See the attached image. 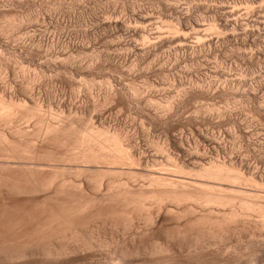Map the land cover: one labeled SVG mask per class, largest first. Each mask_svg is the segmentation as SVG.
Segmentation results:
<instances>
[{
    "label": "bare ground",
    "instance_id": "1",
    "mask_svg": "<svg viewBox=\"0 0 264 264\" xmlns=\"http://www.w3.org/2000/svg\"><path fill=\"white\" fill-rule=\"evenodd\" d=\"M173 8H175V7H173ZM177 8L178 7H176L175 9L177 10ZM255 8H254V10H255ZM249 9L253 10L251 7H249ZM261 9H263V8H261ZM261 9H260V11L258 10L259 13L261 12V14H259V16H261L263 14ZM172 10H174V9H172ZM246 11H248V10H246ZM236 12H238V11L236 10ZM228 13H229V10H228ZM234 13L235 12H233V14ZM249 13H252V12H249ZM255 13H258V12L256 11ZM184 14H186V13H184ZM230 14H231V12H230ZM180 15H181V13H180ZM186 15L188 16V14H186ZM231 15H229V16H231ZM243 15H244V13H243ZM181 16L184 17L183 14ZM227 16L228 15L226 12L225 17H227ZM238 16H240V15H238ZM246 16H248V15H245V17ZM253 16L254 15L250 16V17H252V20H253ZM140 17H141L140 23L142 22L145 25H147L146 22L148 21L149 15H147V17L145 15L144 16L142 15ZM151 17H149V20H152V19H150ZM189 17L190 16H188L187 18L190 19ZM256 17L257 16H255L254 18H256ZM184 18H183V20H184ZM232 18H234V17H232ZM179 19H181V18H179ZM222 19H223V21H225L224 17ZM222 19H220V20H222ZM256 19L258 20V18H256ZM256 19L254 21H257ZM231 20H229V21H231ZM261 20L263 21V23ZM189 21L190 20H188V22ZM237 21H239V19H237ZM241 21L243 22L245 20L243 19V20H240V22ZM246 21H247V17H246ZM259 21H261V22H259ZM110 22H112V20H110ZM115 22H117V21H115ZM151 22L152 21L148 22V24L149 23L151 24ZM232 22H234V19L232 20ZM235 23H236V20H235ZM243 23H245V22H243ZM115 24L117 25V23H115ZM144 24L141 25L143 33L146 29V26ZM225 24H228V23H225ZM229 24H231V23L229 22ZM233 24L234 23H232V26H233ZM241 24L242 23H240V25ZM257 24L258 25L264 24V20L262 19V17L260 20H258ZM111 25H113V24H111ZM187 25H189V24H187ZM198 25H199V23H198ZM200 25H201V23H200ZM240 25H239V27H240ZM194 26L191 25V27H194ZM241 26L244 27L245 25L242 24ZM247 26H250V23H249V25L247 24ZM255 26H256L255 28H257V29L259 28L258 30L260 31L261 26H259V27H257V25H255ZM121 27H122V24H121L120 28ZM147 27H149V26H147ZM222 27H224V26H222ZM135 28H136V25H135ZM139 28L140 27H138V29ZM227 28H229V27L226 26L225 29H227ZM253 28H254V22H253L252 29ZM261 28L263 30V27H261ZM183 29H184V27H183ZM183 29H181V30H183ZM200 29L202 30L204 28L202 27ZM200 29H197L198 32ZM236 29L239 30L238 28H236ZM245 29H246L245 30V32H246L247 29H250V28L246 27ZM135 30H137V28ZM178 30H177V32H178ZM181 30H179V31H181ZM193 30H194V28H193ZM218 30H220V29H218ZM241 30H242V28L240 29V31ZM146 31H147V29H146ZM191 31H190L189 35H191ZM139 32H137V33L135 32V34L138 35ZM177 32H175V33H177ZM198 32L195 35H198ZM235 32H237V31H235ZM241 32H243V31H241ZM251 32H252V30H251ZM36 33H33V32L30 33V31L29 32L26 31V32H21V33L19 32L17 34H13L11 36H5L6 34L2 35L3 34L2 33L0 36V47H1L0 50H2V48L6 49V51L8 50L7 55H9V56H7L6 55L7 52L5 53V50H3L4 52L3 51L2 52H3V54L5 53L4 55H6V56L3 55V57L0 56V58H2L3 61L5 60L7 63H10V61H13L14 59L19 60L20 58L22 59V61H25V59H27V60L31 59V60L27 61V62H30L33 60L32 58L34 57L33 53H34L35 49L40 51L41 54L43 55L45 53H42V51L47 52V51H50V50L56 48V45H58L57 43H59V45H61L60 43L64 42V40L66 38L64 36L65 34L63 35L65 38L64 37L62 38V36H59L56 38L54 33H53L54 34L53 37L49 36L51 33H49L48 35L43 34V33L42 34L41 33L36 34ZM192 33H193V31H192ZM194 33H196V32H194ZM204 33H205V31H204ZM234 33L231 32V34H233V35H234ZM238 33H235V35ZM257 33H259V32H257ZM262 33L264 34V32H262ZM133 34H134V32L132 33L131 36H133ZM154 34H156V33H154ZM199 34H203V33H199ZM239 34L237 36H241ZM241 34L243 35L244 32ZM139 35H141V34H139ZM149 35H152V33ZM157 35L153 36V38L156 37L158 39L159 37H157ZM175 35H173V37H169L171 35H168L169 38H166L167 36L164 37V35H163L162 37H164V38L160 37V39L158 40L159 41L158 43L160 45L161 44L163 45V44L168 43L170 41L172 42V40H173V43L176 42L175 44L178 47L180 46L179 48H182L181 46H190L191 48L193 47L192 49L194 50V48H196L200 44H202L201 43L202 39L203 40L207 39L206 37L204 38L203 35L202 36L198 35V36L203 37V38L201 39L200 37L198 38V36H197V39L195 41L198 40V42L196 44H193V43H195V41L192 42L193 40L192 41L189 40V35H188V32L186 33V30H184V33L178 32ZM193 35L191 37H193ZM227 35H226V37H227ZM258 35H260V33L257 35L255 33V37ZM262 35H260V36H262ZM204 36H206V35L204 34ZM229 36H230V33H229ZM229 36L227 38H229ZM245 36L244 37L246 39L248 35H245ZM144 37L146 38V36L143 35V38ZM147 37H148V35H147ZM226 37H223V38H226ZM216 38H215V40H217V41H218V39L220 40V38H218V39H216ZM230 38H232V37H230ZM241 38H242V36H241ZM263 38H264V35H263ZM157 39L155 41H157ZM257 39H258V37H257ZM147 40L149 43H151L149 41L150 39H146V41ZM221 40H224V39H221ZM225 40H228V39H225ZM235 40H238V39H235ZM252 40H254L253 43L256 44L257 40L255 41L254 38H252ZM260 40H262V39H260ZM153 41H154V39H153ZM189 41L191 43H189ZM248 41H250V40H248ZM66 42H67V40H66ZM247 42H245V43L243 42V43L246 44ZM143 43H144V41H143ZM152 43L154 45V43H156V42H152ZM205 43H206V41H205ZM213 43H215V42L213 41L211 44H208V45L212 46ZM145 44H146V42H145ZM148 44H146L147 46H143L142 48L145 47V51H148V53H149V51L151 50L150 49L151 46ZM175 44H173V45H175ZM65 45H67V44H65ZM153 45H152V47H153ZM214 45H216V44H214ZM247 45L245 47H247ZM251 45H252V42H251ZM136 46H137V44H136ZM140 46H142V45H140ZM59 47H57V48H59ZM138 47H134V48H138ZM146 47L149 50H146L147 49ZM157 47H158V45L154 48L156 49ZM163 47H164V45H163ZM64 48H66V46H64ZM77 48H79V47H76L75 50H77ZM159 48L160 47H158L157 49L159 50ZM71 49L72 48L70 46L69 50H71ZM63 50H65V49H63ZM142 50H143V54H144V49H142ZM185 50H186V48H185ZM187 50H188V47H187ZM57 51H58V49H57ZM153 51H155V50H153ZM153 51H152V53H153ZM156 51L154 52V54L156 53ZM195 51H196V49H195ZM16 52L19 53L17 56L14 55ZM51 52H50V54H51ZM61 52H63L62 55H66V54H64V53H66V51H61ZM69 52H67V53H69ZM48 53H47V56H48ZM141 53H142V51H141ZM39 54H36V55H39ZM0 55H1V51H0ZM51 55H53V52ZM12 56H14L15 58ZM45 56L43 55V57H45ZM75 57H76V55H75ZM51 58L52 57H50V58L48 57V59H47V57H46V60H49ZM56 58L58 59L59 56L57 55ZM46 60L44 59V61H46ZM64 60H63V62H65ZM44 61H43V63H44ZM49 61H51V60H49ZM49 61H46V62H49ZM15 62L17 64V61H15ZM38 62L42 63V61H38ZM32 63H34V62L32 61ZM39 63H35V64H39ZM65 64H64V66H66ZM47 65L48 64L46 63V66ZM56 65H54V66H56ZM49 66H51V65H49ZM14 67H16V66H14ZM56 67H59V66L57 65ZM73 68H74V66H73ZM75 68L77 70L78 67L76 66ZM21 70H23V69H21ZM62 71H64V69H62ZM57 72H60V71L58 70ZM55 80H56V78H55ZM112 85H114V84H112ZM5 87H8V86H4V88ZM121 87H122V85H121ZM29 88H30V86H29ZM124 88H126V87H124ZM189 88L188 89L190 91H188V92H191V90L193 88H191V86ZM200 88H202V87H200ZM8 89H6L7 92H8ZM11 89H14V88L12 87V88H10V90ZM25 89H26V91H30V89L28 90L27 87ZM128 89H130V88H128ZM15 90H12V91L14 92ZM20 90L21 89H19V92H20ZM24 90H23V94L27 93L26 91L24 92ZM131 90H132V88H131ZM184 90H186V89H184ZM2 91L4 92L5 89ZM116 91H117V94L120 93V92H118V90H116ZM120 91H121V89H120ZM122 91L125 92V90H123V89H122ZM7 92H4L2 94L0 92V124L2 123L1 125H4V126H2L3 128L2 127L0 128V253L7 254L6 259L8 258L7 256H9V255L11 256L10 257L11 259H9L10 261L13 258L14 259L15 258H18V259H24L25 258V260H26V258L29 259L28 257L31 256L32 258L34 257L33 259L36 258L37 260L39 259V260L43 261L42 263H44V262H50L51 263V261L52 262L56 261L55 263L57 264L58 263L57 261H59L63 257H65V258L68 257V255L70 253L73 254L76 249L78 250V248L84 247L83 251L85 252V246L87 243V242L85 243V241H88V239L91 240V238H94V239L96 238V242H98L97 240H99L100 243H107L109 234L107 235V232H105V231H108V230L104 231L103 228L106 227L108 229L110 227L112 230V233L110 232L111 233L110 236L112 237V239H114V237L116 236V238L118 239V240L116 239L117 240L116 246L120 247L122 244L121 243L119 245V243H120L119 238H122V237H119V235H117L120 233V235L122 234L121 236H123V238L121 240H125V238L127 236L130 237L133 247L131 246L132 248H128L126 250L122 249L119 252L116 251L117 253L112 252L113 254H115V256L116 255H118V256H116V257L114 256L115 258H113L112 254L107 255V256H110V257L106 256L108 259L106 258L105 261L101 260L105 263L100 261V259H102V258H100L101 255L98 254V252L100 250L102 252L103 248L100 249L99 251L97 250L98 252L95 254V255L98 254L99 258L97 256L95 257L93 252H92L93 253L92 257H85V253L83 251H81L84 254V258L86 260V263L89 261L88 264H264V168H261L263 166L262 164H261L262 166L257 165L258 163L256 161L259 158L255 160V162L257 164H255L254 160L252 161V159L249 158V155H250L249 153L250 152L252 153L251 150H249L247 148L249 150V152L247 153V154H249L248 156L243 154L244 157L246 156L250 160L246 159V157L244 158L242 156V154H240V155L243 158H238V157L235 158V155L233 157V154L230 153L232 155V157L228 158V157H230V155H228V157H227L228 159H224V160L221 159L220 160V159H218V158H220V156L217 155V156H219L218 158L216 156H215L216 158L211 156V157H213L212 159L210 157L209 161H204L202 159V157L200 156L202 153L199 151L200 152V154H199L197 151L199 148L201 149V147H198L199 145L197 146L198 148L195 147V149L197 148L196 152H193V149H191V148H193V146L191 148H189V146H187V145L185 146L186 148L188 147V150L190 149L192 151H188L187 149H185V147L182 144L181 137L180 138L178 137L181 135L182 132H184V130L182 131L180 129L181 133L178 136L175 134L176 132L173 133L174 135L173 134L171 135L172 137H169V134H165L168 136L167 139L169 138V140H171L175 144V147H177L176 151L178 150V153L176 151H172L170 148L165 149L167 146L169 147V145H167L168 143L164 144L163 147H161L162 145L159 143L160 147L158 146V148L160 150V155L161 156L164 155L163 159L166 156V159L170 160V162L173 163L172 166H174L173 169L175 168V170H170L171 168L170 169H167L168 167L164 168L165 166L162 165V163H158L159 159L157 160V158L155 160L153 159V162H152L153 164H149V163H151L150 162L151 160L149 161L150 158L148 159V157H147V156H149V154L148 153L146 154L145 151L143 150V148H141L143 150L142 151L140 149L141 146L139 147L138 146L139 144L138 145L136 144L137 141L135 140L136 142H134V140H133V139H135L136 136L135 137L133 136L134 138L132 139V137L129 136V134L131 135V133L130 132H129V134L126 133L127 131H125V129L121 128L122 126L120 128H117V127L113 128L111 126L112 124L111 125L109 124V126H108V124H106L107 122H105V120H104L105 115H102L103 111L100 114H98V112H97V115H92L90 113V115L96 116L95 120H92L91 119L92 116L90 117V115L87 117V115H86L87 112L85 111L86 113H84V114L86 117L84 118L83 117V111L84 110L83 111L81 110L82 109L81 107L84 104H82V105L80 104L81 106L76 105L77 109H74V106L71 108H68L70 110H69V113L67 112V114H66L67 116H63L62 114H61L62 115L61 116L60 113L57 112V109H56V111H54L55 105L57 103L55 104L53 101L54 108L50 107L51 109L49 110L48 115H49V117H51V119L48 118V119H50V120H48V119H46L47 117L43 113L44 112L43 111L44 105L42 107V105L40 104L41 101L39 103L38 100H35V98H37V97L31 96L32 95L31 93L29 94L31 96L30 101H32L30 103H33V105H32L28 102L27 99H26L27 102L26 101H20V100L15 98L16 96L14 97L12 92H10L11 94L9 92L8 93ZM17 92H18V90H17ZM31 92H33V91H31ZM129 92H131V91H129ZM138 92H139L138 96H140V91H138V89L137 88L135 89V87H134L132 94H134V96L136 94V97H138L137 96ZM188 92L185 91V93H188ZM76 93H77V91H76ZM211 93L213 95V92H211ZM110 94L111 93L109 92V97H110ZM132 94H131V96H129V98L133 97ZM190 94H192V93H190ZM121 95H122V93H121ZM129 95H130V93H129ZM113 96H114V101H115V99H119V98H117V97H119L118 95H117V97L115 96V94ZM113 96H111L112 99H113ZM254 96H256V94ZM32 97H34V98H32ZM122 97H124V96H122ZM125 97H127V96H125ZM125 97L123 98L124 100H126ZM136 97H134V98H136ZM77 98L78 97H76V99ZM178 98H176V99H178ZM19 99H21V98H19ZM28 99H30V98H28ZM81 99L79 98V100H81ZM133 99H132V101L135 100V99L134 100ZM70 100L68 102H70ZM107 100L108 101L110 100L111 104L114 103L113 100L109 99L108 97H107ZM130 100H131V98H130ZM169 100H170V101H168L169 104L172 101H175V100H171V99H169ZM180 100H181V97H180ZM77 101L78 100H76L75 102H77ZM105 101H106V99H105ZM152 101H153V99H152ZM55 102H57V101L55 100ZM139 102H136V104ZM60 103H62V101ZM73 103H74V100H73L72 104ZM131 103L129 105H131ZM149 103H150V101H149ZM173 103H176V101ZM173 103H172V105L174 108ZM260 103L261 102H259V105H261V106H259L258 103H257V105L260 108L262 107L264 109V107H263L264 105L262 106L263 103L262 104H260ZM42 104H44V103H42ZM65 104H61V105L62 106L64 105V107H65ZM68 104L66 105L67 107H68ZM147 104H148V102H147ZM161 104H163V103H160V107H162ZM48 105H47V107H49ZM58 105H59V103H58ZM74 105H75V103H74ZM148 105L150 107H152L151 106L152 103L148 104ZM156 105L158 106V104H156ZM70 106L71 105H69V107ZM106 106H108V105H106ZM154 106H155V104H154ZM157 106H155V107H157ZM163 106H165V107L167 106L168 108L171 107L168 104L163 105ZM47 107H45V108H47ZM59 107H60V105H59ZM116 107H117V105H116ZM60 108L63 109V107H60ZM104 108L106 109V107H103V110H104ZM121 108H125V107H121ZM96 109H98V107L95 108V110ZM100 109H102V108L99 107L98 111ZM157 109H159V108L157 107ZM163 109H164V107H162V110ZM165 109H167V108H165ZM172 109H171V111H172ZM85 110H87V109H85ZM89 110H88V112H89ZM108 110H106V111H108ZM164 110H163V112H164V114H166V112ZM169 110L170 109L166 110L168 114L170 113ZM63 111L64 110H62L60 112L62 113ZM147 112H148V110H147ZM161 112H159L157 114L160 115ZM154 113L156 114V111ZM188 114H190V113H188ZM38 115H40V116H39L38 122L36 120V123H35V124H37L36 128H34L32 130H28L29 129L28 127L31 124L29 126L27 125L28 129L26 128L25 125H24L25 128L22 127L23 124H21V123H23L25 121L30 122V120H33V118H35ZM148 115H150V114H148ZM151 115L153 116L154 114H151ZM161 115H163V113ZM150 116H149V118H150ZM164 116H167V115H164ZM154 117L156 119H153ZM154 117L152 118V120H157V117L156 116H154ZM177 117H178V115H177ZM186 117H185V119H186ZM193 117H194V115L192 116V118ZM87 118H90L91 120L90 119L87 120ZM161 118H162V116H161ZM169 118H170V120H172L171 116ZM192 118H190V119H192ZM37 119H38V117H37ZM164 119L163 120L161 119L163 121V124H165V122L168 121L166 119L164 121ZM188 119L185 121L191 122V120H188ZM194 119H197L196 116L194 117ZM85 120L88 121L87 124H84V123H86ZM89 120H90V122H89ZM181 120L183 121V119H181ZM19 121H23L20 123L22 126L21 125L20 126L19 125L13 126V124L15 122H19ZM107 121H109V120H107ZM194 121H197V120H194ZM170 122L172 123V121H170ZM175 122H177V121H175ZM114 123H115V121H114ZM178 123H180V121ZM183 123L185 124L186 122L183 121ZM27 124H29V123H27ZM115 126H116V124H115ZM193 126H189L188 131L190 129L195 130L193 128ZM123 127H125V126H123ZM167 129H169V131H170L171 128L169 127ZM172 130H174V129H172ZM193 130H192V132H193ZM199 130H200V128H199ZM192 132H191V134H192ZM167 133H168V131H167ZM196 134H198V133H196ZM196 134L195 135L192 134L193 137L196 136ZM182 135H183V133H182ZM189 135H190V133H189ZM203 135H205V134L203 133ZM205 136L207 137L208 135H205ZM209 136H208V139H210ZM185 137H187V136H185ZM193 137H192V139H193ZM206 137H203L204 141H205ZM187 138L189 140L188 142H191L190 141L191 136H189ZM165 139H166V136H165ZM199 139H197V140H199ZM211 139H213V136ZM214 140H216V137ZM220 141L218 139V143ZM139 142L140 141L138 140V143ZM200 142H201V140L199 141V143ZM153 143H154V141H153ZM164 143H166V142H164ZM197 143H198V141H197ZM141 144L142 143H140V145ZM148 144H147V146H148ZM220 144L222 145V143H220ZM165 145H167V146H165ZM189 145H190V143H189ZM191 145H192V143H191ZM195 145H197V144H195ZM210 145H211V143H210ZM213 145L216 146V143ZM164 146H165V148H164ZM200 146H203V145L201 144ZM205 146H204V148H205ZM225 146H224V148H225ZM232 147H233V145H232ZM144 148L146 149L147 147H144ZM148 148H147V150H148ZM153 148L157 149V150L155 149L154 151H156V152L158 151L157 145H156V147L154 145ZM204 148H203V151H205L204 153H206V156L211 155V154L207 155V152H206V150H204ZM254 148L256 149L257 147L254 146ZM262 148L264 149V147H262ZM149 149H150L149 151L152 152L153 149H151V148H149ZM195 149H194V151H195ZM213 149H214V151H216L218 149V147L216 148V150H215V148H213ZM220 149H218L219 152L221 151ZM227 149L230 150L229 147ZM238 149H235V150H238ZM258 149H259V147H258ZM263 149H261V150H263ZM173 150H175V149H173ZM210 150H212V149L209 148L208 151H210ZM228 150L226 151L228 153L231 151H234L232 153H237V152H235V150H231V151H228ZM260 151H258V154ZM263 151H261V152H263ZM173 152H175V153H173ZM255 152H256V150H255ZM261 152H260V154H261ZM222 153H221V155L224 154V153L223 154ZM240 153H243V151ZM151 154L153 156L155 155L153 153H151ZM158 154H159V152H158ZM213 154H214V152L212 151V155ZM216 154H217V152H216ZM255 154L253 153V155H255ZM177 155H179L181 157L184 156V159H181V160H183L182 162H181V160L178 161L179 159L177 157H179V156H177ZM203 156H204V154H203ZM262 156H264V155L262 154L260 157H262ZM204 158H206V157L204 156ZM262 159H264V158L262 157ZM168 160H167V162H169ZM161 161H163L165 163L164 160H161ZM262 162H264V161L262 160ZM158 164L159 165L161 164L162 167L156 168L155 166H157ZM140 168H143L142 171L139 170ZM168 171L170 174L168 173ZM68 175H71V176L74 175L75 177L78 178L77 180L79 182L78 183L75 182V184H74V183H72L73 180L72 181H71V179H70V181L67 180L66 177ZM116 175H118V176L122 175V177H123V175H125L126 180L120 179V177L114 178V176H116ZM70 183H72V184H70ZM90 225L92 226V228L95 225L96 230L94 231L95 228H93L92 231H90V229H91V227H89ZM119 227L122 228L123 230L120 231L121 229H119ZM110 236H109V238H110ZM86 238H87V240H86ZM83 241L85 243V246H82V244H81V242H83ZM90 242L93 243V241H90ZM112 243H114V241H112ZM125 243H124V245H125ZM87 244H89V243H87ZM110 245H112L111 242H110ZM110 245L107 244L106 247L107 246L109 247ZM127 245L128 244H126V246L121 247V248H125V247H127ZM100 246L102 247V244ZM100 246L96 245V247H98V248ZM96 247L94 246L92 248L94 249ZM103 247H105V246H103ZM112 247H111V249H112ZM89 248H91V246ZM92 248L88 252H91L93 250ZM121 248H119V249H121ZM86 249H87V246H86ZM80 250H78L77 252H79ZM106 250H107V248H106ZM108 251H110V250H108ZM88 252L86 254L89 255ZM72 254H70V255L72 256ZM83 254H80V252H79V254L77 253V255H82V258L80 257L82 260L84 259ZM103 254L106 255L105 252ZM0 257H2V259H4V260H2L1 264L6 263V262H3V261H5V258H3L5 256L3 255ZM75 257H76V254H75ZM78 258H79V256H78ZM14 259L12 261H14ZM18 259H17V261H19L20 264L25 262V260L24 261L21 260V261H23L21 263L20 260H18ZM69 259H72V258H70V256H69V258L65 259V261H67ZM77 260H79V259H77ZM15 261H16V259H15ZM34 261L35 260H33V262ZM14 262L13 263L7 262V263L8 264H15ZM33 262L30 261L31 264ZM75 262H76V260L74 261V263ZM27 263H28V260H27ZM37 263H38V261L35 264H37ZM68 263H69V261H68ZM68 263H66V264H68ZM86 263L84 262V264H86ZM24 264H26V262ZM38 264H40V263H38ZM46 264H48V263H46ZM80 264H82V262Z\"/></svg>",
    "mask_w": 264,
    "mask_h": 264
},
{
    "label": "rangeland",
    "instance_id": "2",
    "mask_svg": "<svg viewBox=\"0 0 264 264\" xmlns=\"http://www.w3.org/2000/svg\"><path fill=\"white\" fill-rule=\"evenodd\" d=\"M263 4H264V0H220V1L219 0H0V36L2 33H3L2 35L6 34L5 36H11V35L17 34L19 32L21 33V32H26V31L29 32L30 31V33H32V32L36 33L37 32L36 34H39V33L42 34L43 33V34L48 35L49 33H51L49 36H52V37L55 34L56 38L59 36H62V38L65 36L67 38L66 39L64 37L65 38L64 42L60 43L61 45L63 44L64 46H66V48H64L63 45L61 46V45H59V43H57L60 47L58 45H56V48H54L55 50L52 49V50L47 51V52L42 51V53H45V54H43L44 56L46 55L45 57H43V55L41 54L40 51L35 49V51L33 53L34 57L32 56L33 57L32 61L34 63H32V61L27 62L31 59H29V60L25 59V61H22V59L20 58L19 60H15L14 56H12V57H14L13 58L14 60L10 61V63H7L5 60L3 61L2 58H0V60H1L0 61V82H1L0 83V92H1V94L4 92H7L6 89L9 88L8 92L9 93L12 92L14 97L16 96L15 97L16 99H18L20 101H26V102L28 100L29 103L32 102V101H30L31 96L37 97V98H35V100H38L39 103L41 101L40 104L42 105V107L44 105V107H43L44 112L43 113L47 117L46 119H48V118L51 119V117H49L48 113L52 107L54 108V103L55 104L57 103L56 104L57 106L55 105L54 111H56V109H57V112L60 113V115L62 114L63 116H67L66 115L67 112L69 113L70 109H68V108H71L74 106V109H77L76 105H80V104L81 105L84 104L86 106L85 107L84 105H82V107H81L82 109L79 107L82 111L84 110L83 111V117L84 118L86 117L84 114L86 112H87L86 115L88 117L90 115V113L92 115H97V112H98V114H100L103 111L105 114L102 112V115H105L104 120H105V122H107L106 124H108V126H109V124L110 125L112 124L111 126L113 128L114 127L120 128L122 126L121 128H123V129H125V131H127L126 133H128V134H129V132L131 133V135L129 134V136L132 137V139L135 136L138 138L137 139L135 137V139H133V140H134V142L137 141L136 144L137 145L139 144L138 145L139 147L141 146L140 149L143 148L145 153L149 154L150 157L147 156L148 159L150 158L149 161L151 160L150 161L151 163H149V164H153L152 163L153 159L155 160L157 158V160L159 159L160 161L161 160L165 161V163H164L163 161L160 162L158 160V163H162V165L165 166L164 168L168 167L167 169L171 168L170 170H175V168L173 169L174 166H172L173 163L170 162V160L166 159V156L163 159L164 155H162V156L160 155V150H159L158 146L160 147V144H161L162 145L161 147H163L164 144L168 143L167 145H169V147L167 145H165L167 147L165 148V146H164V148L165 149L170 148L172 151H176L177 147H175V144L171 140H169V138L167 139L168 136L165 134H169V137H172L171 135L176 132L175 134L178 136V135H180L181 130L182 131L184 130L185 133L182 132L183 135L181 133V135L183 137L181 135L178 136L179 138L181 137L183 146L185 147L187 145V146H189V148H191L193 146V148H191V149H193V152H196V149L198 147H201V149L199 148L197 151L199 154H200V152L202 153L200 156L202 157V159L204 161H209L210 160L209 158L211 156H213V157L216 156L217 158L220 156V158H218V159L224 160V159L231 158L232 157L231 154H233V157L235 155V158L236 157L243 158L244 157L243 154H245L247 156L250 154L249 158L252 159V161L254 160V162L256 159L259 158L256 161L258 164L256 162H255V164H257L258 166L263 165L261 168H264V162H262V160L264 161V159H262V157L264 158V156L260 157L262 154L264 155V151H263L264 149L262 148V147H264V109L261 107L263 109L262 110L259 107V106H261V105H259V102H261L260 104L263 103L262 106L264 105V41H263L264 40V38H263L264 34L262 33V32H264L263 31L264 30V26H263L264 24H262V25L257 24L258 20H260L261 17L264 20V18H263L264 17V5ZM172 6L175 8L178 7L177 10L175 8H173ZM248 6L251 7L253 10L249 9ZM253 7L255 8V10ZM260 7L263 9H261ZM172 9H174V10H172ZM260 9L263 13L262 14L263 16L262 15L259 16V14H261V12L259 13ZM228 10H229V13H228ZM236 10L238 12H236ZM246 10H248V11H246ZM232 11L235 13L233 14ZM256 11L258 13H255ZM226 12L228 15L227 17H225ZM230 12L233 16L230 14ZM249 12H252V13H249ZM180 13H181V15L183 14L186 19L184 17H182L180 15ZM184 13L188 14V16H190L189 17L190 19H188L187 18L188 16ZM243 13H244V15H243ZM142 15L143 16L145 15L146 17H147V15H149V17L152 16L150 18L152 20H149V17H148V21L146 22L147 25H145L142 22L140 23V21H141L140 16H142ZM229 15H231L234 18H232ZM238 15H240V16H238ZM245 15H248V16H246L247 21H246ZM252 15H254L253 20H252V17H250ZM255 16H257L256 18H258V20L256 18H254ZM221 17L222 18L224 17L225 21H223V19ZM228 17L229 18L231 17V18L229 19ZM179 18H181V19H179ZM183 18L185 21L183 20ZM220 19H222V20H220ZM231 19L232 20L234 19V22H232ZM237 19H239V21H237ZM243 19L245 20V21H243L245 23H243L242 21L240 22V20H243ZM255 19L257 21H254ZM110 20H112L113 23L110 22ZM188 20H190V21L188 22ZM196 20L197 21L199 20V21L197 22ZM229 20H231V21H229ZM235 20H236V23H235ZM115 21H117V22H115ZM150 21H152L151 24L150 23L148 24V22H150ZM261 21H259V22H261ZM119 22L122 24L121 28H120L121 24ZM224 22L228 23V24H225ZM229 22L231 24H229ZM239 22L245 26L242 27L241 26L242 24L240 25ZM253 22H254V28L252 29ZM115 23H117L118 26ZM198 23H199V25H198ZM200 23H201V25H200ZM232 23H234L233 26H232ZM249 23H250L251 27L247 26V24L249 25ZM262 23H263V21H262ZM111 24H113V25H111ZM134 24L136 25L137 30H135L136 28H135ZM143 24L146 26V29H147V31L145 29L144 33L142 31V28H141V25H143ZM187 24H189V25H187ZM191 25L192 26L195 25L196 27L195 26L191 27ZM239 25L242 28L241 31L244 32L243 35L244 36L248 35L246 39H245L246 36L244 37L241 34L243 32L240 31L241 28L239 27ZM255 25H257V27H259V26L263 27V30L260 27V31H259L258 30L259 28L258 29L255 28L256 27ZM137 26L140 28L138 29ZM147 26H149V27H147ZM222 26H224V27H222ZM226 26L229 28L225 29ZM183 27H184V29H183ZM202 27L204 29L201 30L200 28H202ZM246 27L247 28L249 27L252 30V32L250 29H247V31L245 32ZM177 28L178 29L180 28L179 30L183 29V30H181L183 33H184V30H186V33L188 32V35H189L190 31L192 30L193 33L191 31V35H189V40L190 41L193 40L192 42H194L197 39L198 35H201V36L203 35V37L204 38L206 37L207 39L203 40L202 39L203 37L198 36V38L200 37L202 39V40L200 39L202 44H200L198 47L194 48V50L192 49L193 47L191 48L190 46H181L182 48H179L180 46L178 47L175 44L176 42L173 43V40H172V42L170 41L168 43L163 44L164 47L162 44L160 45L158 43L159 42L158 40L163 35H164V37L167 36L166 38H169V37H173V35L177 34L178 32L182 33ZM193 28H194V30H193ZM236 28H238L239 30H237ZM197 29H200L199 32ZM218 29H220V30H218ZM177 30H178V32H177ZM204 31H205V33H204ZM235 31H237V32H235ZM133 32H134V34H133V36H131ZM135 32L136 33L139 32L138 35L141 34V35H139L140 37L137 34H135ZM175 32H177V33H175ZM194 32H196V33H194ZM197 32H198V35H195V34H197ZM231 32L232 33H234V32L238 33L239 32L240 34L239 33L238 34L241 35L242 38H241V36H237L238 34H236V35H235V33H234V35L231 34ZM257 32H259L260 35H262V34L263 35L262 36L258 35L255 37V33H256V35L259 34ZM151 33H152V35H149ZM154 33H156V34H154ZM199 33H203V34H199ZM229 33H230V36H229ZM204 34L206 36H204ZM143 35L146 36V38L145 37L143 38ZM147 35H148V37H147ZM156 35H157V37H159L158 39L156 37L153 38V36H156ZM168 35H171V36L168 37ZM192 35H193V37H191ZM226 35H227V37L229 36V38H227ZM164 37H162V38H164ZM214 37L215 38L217 37L216 39L220 38V40L218 39V41H217V40H215ZM223 37H226V38H223ZM230 37H232V38H230ZM257 37L259 40L257 39ZM210 38L211 39L213 38V39L211 40ZM252 38H254L255 41L257 40L256 44L253 43L254 40H252ZM146 39H150L149 41L151 43H149L148 40L146 41ZM153 39H154V41H153ZM156 39H157V41H155ZM221 39H224V40L228 39V40L224 41ZM235 39H238V40H235ZM260 39H262V40H260ZM66 40H67V42H66ZM248 40H250V41H248ZM143 41H144V43H143ZM190 41H189V43H191ZM205 41H206V43H205ZM211 41L215 42V43H213L212 46L208 45V44L212 43ZM145 42H146V44L149 43L148 45L151 46L150 49L152 51L157 50L155 54H154L155 51H153V53H152V51L150 50L149 51L150 54H149L148 51H145V47L142 48L143 46H147L145 44ZM152 42H156V43H154L155 46L153 45ZM197 42H198V40L195 41V43H193V44H196ZM243 42L244 43L247 42V43L244 44ZM251 42H252V45H251ZM65 44H67V45H65ZM136 44H137V46H136ZM173 44H175V45H173ZM214 44H216V45H214ZM140 45H142V46H140ZM152 45H153V47H152ZM157 45H158V47H160L159 50L157 49L158 47L156 49L154 48ZM246 45H247V47H245ZM70 46L73 50L72 49L69 50ZM57 47H59V48H57ZM76 47H79V48H77V50H75ZM134 47H138V48H134ZM187 47H188L189 51L187 50ZM185 48H186V50H185ZM0 49H1V47H0ZM57 49H58V51H57ZM63 49H65V50H63ZM142 49H144V54H143ZM195 49H196V51H195ZM3 50H5V53L8 51V50L6 51V49L2 48V50H0L1 51L0 56H2V57L5 54V53L3 54V52H4ZM146 50H149V49L147 48ZM51 51L53 52V55H51L52 54ZM61 51H66V53H64L66 55H62L63 52H61ZM141 51H142V53H141ZM50 52H51V54H50ZM67 52H69V53H67ZM47 53H48V56H47ZM7 54H8V52L6 53V55ZM18 54L19 53L16 52L14 55L17 56ZM36 54H39V55H36ZM6 55H4V56H6ZM57 55L59 56L58 59L56 58ZM75 55H76V57H75ZM7 56H9V55H7ZM46 57H47V59H48V57L49 58L52 57L51 59H49L51 61L46 60ZM35 58L36 59L38 58V59L36 60ZM63 58L64 59L66 58V59L64 60ZM44 59L46 61H49V62L44 61ZM62 59L65 62H63ZM15 61H17V64ZM38 61H42V63L40 62L41 63L40 64ZM43 61H44V63H43ZM3 62L4 63L6 62V63L4 64ZM62 62L64 64L66 63L65 65L67 67L64 66V64ZM35 63H39V64H35ZM46 63L48 64L47 66H46ZM56 64L59 67H56L57 66ZM49 65H51V66H49ZM54 65H56V66H54ZM14 66H16V67H14ZM73 66H74V68L77 66L78 71L76 70V68L74 69ZM21 69H23V70H21ZM55 69L57 71L59 70L60 72H57ZM62 69H64V71H62ZM55 78H56V80H55ZM112 84H114V85H112ZM121 85H122V87H121ZM4 86H8V87L4 88ZM29 86H30V88H29ZM190 86H191V88H193L194 86L195 87L193 88L194 90L192 89L191 92H188V91H190L189 90ZM12 87L14 89L10 90V88H12ZM26 87H27V89L29 88L30 91H26V89H25ZM124 87H126V88H124ZM134 87H135V89L137 88L138 91H140V96H138L139 92L137 93L138 97H136V94H135V96H134V94H132ZM200 87H202V88H200ZM119 88L121 89V91H122V89L125 90V92H123V91L121 92ZM128 88H130V89H128ZM131 88H132V90H131ZM4 89H5V91L3 92L2 90H4ZM19 89H21L20 92H19ZM22 89L24 90V92L26 91L27 93L23 94ZM184 89H186V90H184ZM12 90H15L16 92L15 91L13 92ZM17 90H18V92H17ZM116 90H118V92H120V93L117 94ZM31 91H33V92H31ZM76 91H77V93H76ZM129 91H131V92H129ZM185 91H187L188 93H185ZM109 92L111 93L110 97H109ZM211 92H213V95ZM30 93L32 94L31 96L29 95ZM121 93H122V95H121ZM129 93H130V95H129ZM190 93H192V94H190ZM112 94L113 95L115 94L116 97L118 95L119 97H117V98H119V99H115V101H114V96ZM131 94L133 97H130L131 98V100H130L129 96H131ZM255 94H256V96L257 95L258 96L257 97L254 96ZM111 96H113V99L111 98ZM122 96H124V97L127 96L128 98L125 97L126 100H124L123 99L124 97H122ZM34 97H32V98H34ZM76 97H78V98L76 99ZM107 97L109 99L113 100L114 103L116 102L117 104L116 103L115 104L117 105V107L114 103L111 104V101L109 100L110 101L109 102L107 100ZM134 97H136V98H134ZM180 97H181L182 101L180 100ZM19 98H21V99H19ZM28 98H30V99H28ZM79 98L80 99L82 98V99L79 100ZM104 98L106 99V101ZM151 98L153 99V101ZM176 98H178V99H176ZM75 99L78 100L77 101L78 103L75 102L76 101ZM132 99L134 101H132ZM169 99L175 100L176 103H173L175 101H172L169 104V102H168V101H170ZM55 100L57 102H55ZM69 100H70V102H68ZM73 100H74L75 105H74V103L72 104ZM53 101H54V103H53ZM61 101H62V103H60ZM149 101H150V103H149ZM119 102L120 103L122 102V103L120 104ZM129 102L131 103V105H129L130 104ZM136 102H139V103L136 104ZM147 102H148V104L152 103V105H151L152 107H150L147 104ZM42 103H44V104H42ZM58 103H59L60 107H63V109L59 107ZM153 103L155 104V106H157L156 104H158L157 107L159 109H157V107H155ZM160 103H163L161 105H162V107H164V109L167 108L165 110L163 109L166 112V114H164L162 107H160ZM165 103L170 105L171 107L168 108L167 106L166 107L163 106V105H166ZM172 103L174 104V108H173ZM257 103L259 106L257 105ZM30 104L33 105V103H30ZM61 104H65V107H64V105L62 106ZM67 104H68V107L66 106ZM132 104L133 105L135 104V105L133 106ZM47 105L49 107H47ZM69 105H71V106L69 107ZM106 105H108V106H106ZM96 106L98 107V109H99V107L102 108V109H100L101 111L99 110L100 112L98 111V109L95 110V108H97ZM45 107H47V108H45ZM103 107H106V109L104 108L105 111L103 110ZM121 107H125V108H121ZM85 109H87V110H85ZM168 109H170L169 114L166 111ZM171 109H172V111H171ZM62 110H64L65 112L63 111L61 113L60 111H62ZM88 110H89V112H88ZM106 110H108V111H106ZM147 110H148V112H147ZM155 111H156V114L162 111L161 114L163 113V115H161V114L156 115L154 113ZM147 113L150 115L151 114H154V115L153 116L151 115L152 116L151 117ZM188 113H190V114H188ZM92 115H90V117ZM164 115H167V116H164ZM177 115H178V117H177ZM193 115H194V117L196 116L197 119H194V117L192 118ZM39 116L40 115L33 118L34 121L33 120H30V122L25 121L26 123L23 121L15 122L13 124V126H16V125L20 126L21 124H23V126L22 125L21 126L24 127V125H25L27 128L31 124L28 127L29 129L28 128L27 129L32 130V129L37 127L36 126L37 124H35V123H36V120L38 122ZM149 116H150V118H149ZM154 116L157 117V120H152V118ZM161 116H162V118H161ZM168 116L169 117L171 116L172 120H170V118ZM186 116L188 118L189 117L192 118L193 120L190 118L188 119ZM37 117H38V119H37ZM95 117L96 116H92L91 119L95 120ZM185 117H186V119H185ZM164 118L166 120H168L169 122L166 121L165 124H163L162 120ZM50 119H48V120H50ZM88 119H90V118H87V120ZM153 119H156V118L154 117ZM165 119H164V121H165ZM181 119H183V121L186 123L184 124ZM187 119L191 120V122L185 121ZM87 120H85L86 123H84V122L83 123L87 124V122H88ZM90 120H89V122H90ZM107 120H109V121H107ZM194 120H197V121H194ZM114 121H115V123H114ZM170 121H172L173 124ZM175 121H177V122H175ZM179 121H180V123H178ZM21 122H23V123H21ZM27 123H29V124H27ZM1 124H0V128L2 126H4ZM115 124H116V126H115ZM123 126H125V127H123ZM189 126H193V128L195 130L190 129L188 131ZM169 127L171 128L170 131H169V129H167ZM199 128H200V130H199ZM172 129H174V130H172ZM166 130L168 131V133ZM192 130H193V132H192ZM188 132L190 133V135ZM191 132L193 135H195L196 133H198V134H196V136L193 137ZM203 133L205 135H208V136L210 135L209 136L210 139L213 136V139H211V140L208 139V136L206 137L205 135H203ZM165 136H166L167 140L165 139ZM185 136H187V137L191 136V140H190L191 142H188L189 140ZM192 137H193V139H192ZM203 137H206V139H205L206 142L204 141ZM215 137H216V140H214ZM197 139H199V140H197ZM218 139H219V141L221 139L222 140L218 143ZM138 140L140 141L139 143H138ZM200 140H201V142L199 143ZM153 141H154V143H153ZM197 141H198V143H197ZM164 142H166V143H164ZM140 143H142V144L140 145ZM189 143H190V145H189ZM191 143H192V145H191ZM194 143L197 145H195ZM210 143H211V145H210ZM215 143H216V146L213 145ZM220 143H222V145ZM147 144H148V146H147ZM201 144L203 146H200ZM149 145L150 146L152 145V146L150 147ZM154 145H155V147L157 145V148H158L157 152L154 151L156 149V148H153ZM218 145L219 146L221 145L222 147L221 146L219 147ZM232 145H233V147H232ZM204 146H205V148H204ZM211 146L213 148H215V150L217 147H218V149L221 148L220 150L224 154L221 151L219 152L218 149H217L218 151L217 150L214 151V149ZM224 146H225V148L228 146L230 150L227 149L228 147L225 149ZM254 146H256L257 148L255 149ZM144 147H147V148L149 147L153 150L151 152V151H149L150 150L149 148L147 150V148L145 149ZM195 147H197V148L195 149ZM258 147H259V149H258ZM203 148H204V150H206L207 155L208 154H211V155L206 156V153H204L205 151H203ZM206 148L208 150H209V148L212 150L208 151ZM247 148L249 150H251L252 153L250 152L249 154H247L249 152V150ZM173 149H175V150H173ZM185 149L188 150V147L187 148L185 147ZM194 149H195V151H194ZM235 149H238V150H235ZM261 149H263V150H261ZM227 150L228 151L235 150V152H237L238 154L232 153L234 151H231L228 153V152H226ZM241 150L243 151V153H240V152H242ZM255 150H256V152H255ZM260 150L263 152H261ZM188 151H192V150L189 149ZM212 151L214 152L215 155L214 154L212 155ZM258 151H260L261 154H260V152L258 154ZM150 152L155 154V155L153 156ZM158 152H159V154H158ZM176 152L178 153V150ZM216 152H217V154H216ZM173 153H175V152H173ZM221 153L225 157L223 155H221ZM253 153L254 154L256 153V154L253 155ZM203 154L206 158H204ZM240 154H242L243 157ZM217 155H219V156H217ZM228 155H230V157H228ZM177 156H179V155H177ZM180 157L181 156L177 157L179 159V160L177 159L178 161H180L181 159H184V156H182L181 158ZM213 157H211V159ZM249 158L246 157V159L250 160ZM167 160L169 162H167ZM182 161L183 160H181V162ZM155 167L160 168L162 166H161V164L160 165L158 164ZM142 169L143 168H140L139 170L142 171ZM168 173H169V171H168ZM73 176L74 175H72V176L68 175L66 178L69 181H70V179H71V181L73 180L72 183H74V184H75V182L78 183L79 182L77 180L78 178L75 176L73 177ZM115 177L116 178L120 177V179L126 180L125 175H123V177H122V175L121 176L116 175V176H114V178ZM72 183H70V184H72ZM89 227H91L90 231H92L93 228H95L94 231L96 230L95 225L93 228L91 225ZM105 228L106 227H104L103 230L104 231L108 230L105 232H107V235L109 234L107 243H100L99 240H97L98 242H96V238L95 239L91 238V240L88 239V241L89 240L93 241L94 244L90 241L89 242L85 241V243L87 242L90 244L89 245L86 243V246L88 249L87 250L85 243L83 241V242H81V244H82V246H85V252L83 251L84 247L83 248L81 247L82 249L78 248V250L81 249L79 251L80 254H83L81 252V251H83L85 253V257H92L93 253L95 255L100 249L103 248L102 252L100 250L98 252V254L101 255L100 258H102V259H100V261L101 260L105 261L107 257H110L107 255L112 254V257L115 258L116 256H118V255L115 256V254H113L116 251L119 252L122 249L126 250L128 248L133 247L130 237L127 236L125 238V240H121L123 238V236H121L122 234L120 235V233L117 234V235H119V237H122V238H119V240H120L119 245L121 243L124 245L125 242L126 243L124 246H126V244H128V245L125 248H121V247H124L122 244L120 247L116 246V243H117L116 241L118 239L116 238V236L114 237V239H112V237L110 236V234L112 233V230L110 227L108 229L107 228L105 229ZM119 229H121L120 231L123 230L120 227H119ZM109 236H110V238H109ZM86 240H87V238H86ZM112 241H114V243H112ZM110 242L112 245H110ZM101 244H102V247L100 246ZM107 244L110 246L106 247ZM96 245H99L100 247L98 248V247H96ZM88 246L89 247L91 246V248L95 246L96 248H94V249L92 248L94 251L92 250L91 252H88L91 249ZM103 246H105V247H103ZM111 247L114 251L111 249ZM106 248H107V250H106ZM119 248H121V249H119ZM78 250L76 249L73 254L70 253V254H72V256L69 254L68 257H66V258L63 257L64 259L61 258L62 260L60 259L57 262L59 264H63V263L66 264L69 261L68 264H73L74 261L76 260V262L80 261L79 263L77 262L78 264H80L81 262H82V264H84V262L86 263V260L84 258V254H83V258H84L83 260L81 259L82 255H77V253L79 254V252H77ZM108 250H110V251H108ZM86 251L89 253V255L86 254L87 253ZM103 251L106 253V255L103 254L104 253ZM0 254H1L0 256H3V255L5 256V257H3V258H5V261H3V262H6L4 264H8L7 262L13 263L15 261V259H16V261L14 263L15 264L19 263V261H17L18 258H15V259L13 258L14 261H12L13 259L10 261L9 260V259H11L10 255L7 256L8 257L7 258L8 260H7L6 259L7 254H3V253H0ZM75 254H76V257H75ZM98 254L95 255V257L96 256L98 257ZM69 256L72 259L65 261V259L69 258ZM78 256H79V258H78ZM28 258L30 260L27 258H26V260H25V258L24 259H18V260H20L21 263L25 260L26 264H29L30 261L33 262V260H35L33 262L34 264L37 261L40 264H44V263L49 264L50 263V262L42 263L43 261H41L39 259L37 260L36 258L33 259L34 257L32 258L31 256H29ZM0 259H1L0 260V264H1L2 260H4V259H2V257H0ZM77 259H79V260H77ZM21 260H23V261H21ZM27 260H28V263H27ZM103 261H101V262H103ZM55 262L56 261H53V262L51 261L50 264H56ZM76 262L74 264H77ZM24 263H22V264H24ZM88 263H89V261L86 264H88ZM103 263H105V262H103Z\"/></svg>",
    "mask_w": 264,
    "mask_h": 264
}]
</instances>
